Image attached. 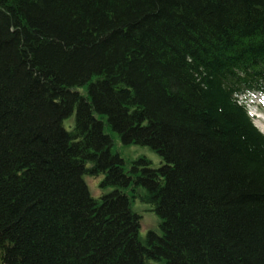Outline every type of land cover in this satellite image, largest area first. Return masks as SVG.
<instances>
[{"label":"trees","instance_id":"trees-1","mask_svg":"<svg viewBox=\"0 0 264 264\" xmlns=\"http://www.w3.org/2000/svg\"><path fill=\"white\" fill-rule=\"evenodd\" d=\"M254 94L264 0H0V264H264Z\"/></svg>","mask_w":264,"mask_h":264},{"label":"rangeland","instance_id":"rangeland-1","mask_svg":"<svg viewBox=\"0 0 264 264\" xmlns=\"http://www.w3.org/2000/svg\"><path fill=\"white\" fill-rule=\"evenodd\" d=\"M247 104L248 110L250 111L251 115H253L254 124L264 134V112H260L256 109L257 104L255 102H253L252 105L250 103ZM69 124H72V121ZM143 153H145L153 161L154 166L158 165L159 160L155 154L145 149L143 150ZM84 181L92 198H99L103 194L110 192V190L102 191L99 189L98 185L101 181V178L93 179L90 177H85ZM131 210L133 213L141 217L139 236L142 240L145 239L148 232L152 231L159 233L160 220L154 212L150 211V208L147 205L142 204L139 200H134V202L131 204Z\"/></svg>","mask_w":264,"mask_h":264}]
</instances>
